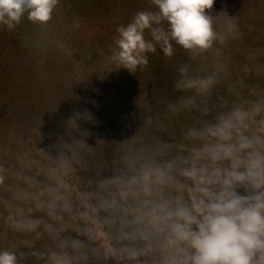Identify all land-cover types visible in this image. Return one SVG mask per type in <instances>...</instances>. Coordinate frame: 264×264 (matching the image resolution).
<instances>
[{"label":"trees","instance_id":"obj_1","mask_svg":"<svg viewBox=\"0 0 264 264\" xmlns=\"http://www.w3.org/2000/svg\"><path fill=\"white\" fill-rule=\"evenodd\" d=\"M0 86V264H264V234L214 235L264 211V140L252 124L203 130L211 138L179 156L145 109L114 125L81 94L29 105L38 92Z\"/></svg>","mask_w":264,"mask_h":264},{"label":"rangeland","instance_id":"obj_2","mask_svg":"<svg viewBox=\"0 0 264 264\" xmlns=\"http://www.w3.org/2000/svg\"><path fill=\"white\" fill-rule=\"evenodd\" d=\"M6 79L15 96L38 92L29 105L57 107L61 95L81 94L91 114L103 107L114 125L123 112L131 120L145 109V122L171 129L179 156L220 125L252 124L264 140V0H0ZM244 234H264V211L244 213L214 235Z\"/></svg>","mask_w":264,"mask_h":264}]
</instances>
